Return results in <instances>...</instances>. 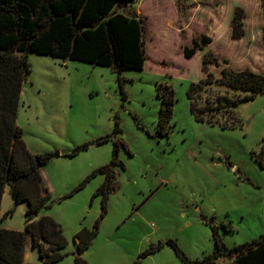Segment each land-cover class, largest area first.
<instances>
[{
    "label": "rangeland",
    "instance_id": "rangeland-1",
    "mask_svg": "<svg viewBox=\"0 0 264 264\" xmlns=\"http://www.w3.org/2000/svg\"><path fill=\"white\" fill-rule=\"evenodd\" d=\"M139 1L114 10L125 15L136 10L144 18L142 71L118 75L106 67L27 55L29 72L16 125L32 155L49 156L41 176L50 206L37 218H52L67 240L65 256L56 264L74 263V236L96 223L97 234L81 256L88 264H184L171 241L186 259L201 262L215 253L216 242L231 249L264 237V167L259 164L264 162V95L237 107L233 127L199 122L190 111L187 91L204 77L203 52L191 59L183 55V48L201 35L214 40L205 52H220L221 43L226 48L222 40L232 7L240 6L245 31L241 44L248 57L234 70L246 66L264 75L260 0H157L154 8L144 5L141 10ZM228 38L229 57H218L230 65L237 43ZM212 71L218 75L216 68ZM159 84L171 86L175 99L161 132ZM104 137L110 138L97 143ZM115 149L117 188L100 218L101 196L96 192L104 174H91L110 163ZM27 207L26 202L14 207L6 186L0 228L23 232ZM148 250L154 251L144 255ZM25 254L28 264H43L29 235ZM230 261L224 252L211 264Z\"/></svg>",
    "mask_w": 264,
    "mask_h": 264
},
{
    "label": "trees",
    "instance_id": "trees-1",
    "mask_svg": "<svg viewBox=\"0 0 264 264\" xmlns=\"http://www.w3.org/2000/svg\"><path fill=\"white\" fill-rule=\"evenodd\" d=\"M136 0H0V205L6 186L10 189L13 206L27 203L26 226L23 232L0 228V264H24L27 236L39 251L43 264H56L64 258L67 245L60 226L50 217H40L41 210L50 206V192L43 185L41 170L48 155H32L16 125L17 107L23 82L29 72L28 54L48 56L110 68L120 75L126 70L142 71L146 54L145 26L135 11L125 15L114 10L116 5H128ZM264 14V0H260ZM230 35L243 39L244 12L232 10ZM211 43L209 37L192 38V46L183 48L185 59L197 52L204 77L189 85L187 97L190 111L199 122L233 127L236 109L244 101L264 95V75L248 69L236 71L225 58L204 51ZM212 68L218 70L216 76ZM214 89L224 92L213 94ZM162 98L158 132L165 130L171 119L175 102L174 91L167 84L157 86ZM110 137L97 140L104 143ZM110 163L95 170L91 176L104 174L96 194L101 196V215L106 214L107 199L116 188V149ZM261 167L264 162L259 161ZM88 178L73 192L82 187ZM97 234L83 229L74 236L76 253L73 264H88L82 255L89 249ZM184 264H211L213 259L228 253L229 264H264V237L251 244L231 249L216 242L215 253L201 262L184 257L176 243L169 242ZM157 249V248H156ZM155 250V249H154ZM154 250H148L144 255Z\"/></svg>",
    "mask_w": 264,
    "mask_h": 264
},
{
    "label": "crops",
    "instance_id": "crops-1",
    "mask_svg": "<svg viewBox=\"0 0 264 264\" xmlns=\"http://www.w3.org/2000/svg\"><path fill=\"white\" fill-rule=\"evenodd\" d=\"M178 1V3H182V1H179V0H177ZM153 2H157V0H140L139 1V3H140V5H141V8H140V10L144 7V5L145 6H149V8H154L155 6H156V4L154 5L153 4ZM196 4V7L195 8H199L200 7V5L198 4V3H195ZM214 4H216L217 5V2H214ZM210 5V4H209ZM189 6H194V4L192 3V4H189ZM212 8H213V6H211ZM236 7H240V6H233L232 7V10L234 9V8H236ZM136 9H137V12L138 11H140V10H138V8L136 7ZM261 9V8H260ZM135 12H136V10H135ZM139 13V12H138ZM138 13H136L137 15H138V17L140 18V15L138 14ZM143 20H144V18H142ZM230 21H229V26H228V28H227V37L225 36V35H223V37L225 36V38H223V40H222V42H224V41H226V43H225V45H226V48H225V46H224V44L223 43H221L220 44V52H218V53H215V55H217V56H225V57H229V55H230V52L228 51L229 49H228V45H229V38L228 37H231V35H230ZM183 31V30H182ZM241 40L242 39H240V41L239 40H236L235 41V39H233V40H231L232 41V43L234 42V43H237V44H233L234 45V48L236 49V51L234 52V54H235V56L237 57V54H239V57H235V61L234 62H231V64H230V67L232 68V69H234V67L236 66V65H238V64H240L242 61H244L247 57H248V53L247 52H245V50H246V48H243V45L241 44ZM214 43V40L213 41H211V44H213ZM239 43V44H238ZM244 69H248V67H246V66H243V67H241L240 68V71L241 70H244ZM249 70V69H248ZM251 71V70H250ZM30 236V235H29ZM30 238H31V236H30ZM27 240H28V236H27ZM24 264H28V261H27V255L25 254V257H24Z\"/></svg>",
    "mask_w": 264,
    "mask_h": 264
},
{
    "label": "water",
    "instance_id": "water-1",
    "mask_svg": "<svg viewBox=\"0 0 264 264\" xmlns=\"http://www.w3.org/2000/svg\"><path fill=\"white\" fill-rule=\"evenodd\" d=\"M56 158L58 157V154H56V156H55Z\"/></svg>",
    "mask_w": 264,
    "mask_h": 264
}]
</instances>
